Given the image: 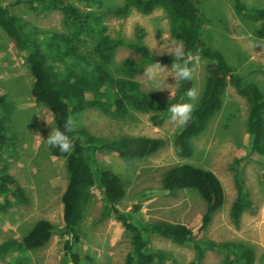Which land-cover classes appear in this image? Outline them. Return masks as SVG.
Listing matches in <instances>:
<instances>
[{
  "label": "rangeland",
  "instance_id": "374dc122",
  "mask_svg": "<svg viewBox=\"0 0 264 264\" xmlns=\"http://www.w3.org/2000/svg\"><path fill=\"white\" fill-rule=\"evenodd\" d=\"M13 1L0 0V3L7 7L9 13L18 16L29 31H32L31 26L38 30L63 31L58 9L36 14L28 3ZM246 1L264 5V0ZM72 2L84 7L75 0ZM124 3L125 0H102L101 5L89 8L104 12L103 25L110 36L133 41L134 26L139 25L144 30L142 41L152 53L170 54L174 43L179 40L169 35L165 11L155 8L145 14L131 6L124 8ZM201 9L208 18L202 27V40L225 56L243 82H253L264 95V19L255 20L236 14L232 0H201ZM79 49L83 53L88 50L87 46ZM124 58L138 61L139 54L130 45L118 46L107 70L115 73V67ZM198 58L190 67L193 68V86L200 94L205 59ZM149 65H143L134 78L140 82L142 90L169 99V91L174 92L176 86L174 77L169 74L171 66L162 65L164 69L159 76L150 80L144 74ZM30 83V70L22 53L0 29V93L5 92L6 99L13 105L10 121L5 123L7 134L12 132V136L4 146L3 161L6 163L5 172L23 187L28 197L24 204L7 208L0 205V242L19 238L37 219H46L53 226L45 245L33 250H14L11 254L18 256L20 262L5 256L0 258V264H67L69 259L63 244L69 235L62 231L60 200L67 172L64 158L52 155L47 149L46 139L51 128H55L54 123L49 109L32 98ZM150 114L129 109L123 116L112 118L100 110L86 108L72 115L77 127L94 136L130 134L160 139L159 148L145 157L128 158L112 151L92 155L95 169L106 166L118 175L125 191L120 210L129 220L180 222L196 231L204 209L199 194L192 189L162 190L160 179L167 167L181 162L207 168L220 181L224 197L221 206L198 232V237L215 242H242L251 250V264H264V166L247 149L245 99L232 85L226 86L221 107L205 128L191 138L193 150L188 158L178 157L173 150L172 134L178 125L171 120L170 113L160 124H153ZM235 175L241 179L242 187L254 206V211L242 212L236 225L228 214L236 192ZM91 194V201L76 228L78 240L72 245V250L78 255V264H122L130 247L129 235L113 215L98 219L103 202L96 187H92ZM134 205L138 206L137 210H133ZM146 239L151 251L163 254L172 264H188L192 257L189 247L157 234L149 233ZM223 255L220 250H206L201 264H219ZM151 264H159L156 256Z\"/></svg>",
  "mask_w": 264,
  "mask_h": 264
},
{
  "label": "trees",
  "instance_id": "16d2710c",
  "mask_svg": "<svg viewBox=\"0 0 264 264\" xmlns=\"http://www.w3.org/2000/svg\"><path fill=\"white\" fill-rule=\"evenodd\" d=\"M75 1L84 7L76 6L72 0L13 1L28 3L36 14L58 9L61 13L62 32L38 30L34 26L29 31L18 16L9 13L7 7L0 3V29L22 53L30 70L32 98L49 109L54 127L61 130L69 115L86 108L100 110L112 118L123 116L129 109L151 113V122L160 124L163 117L169 114L168 106L180 102L181 96L190 87H194L193 81L176 82L175 95L169 99L142 90L140 82L134 78L142 66L157 62L171 66L174 57L171 54L152 53L142 41L144 30L139 25L134 26L133 41L107 34L103 25L104 12L89 8L101 5L102 0ZM127 6L145 14L155 8L164 10L168 18L169 35L183 42L186 53L205 59L202 92L194 102L193 119L187 125L177 126L172 134L175 154L180 158H188L192 154L191 138L205 128L211 116L221 107L224 89L227 85H232L247 103V149L264 166V95L253 82H243L225 56L202 40V27L208 18L201 11V0H125L124 8ZM232 7L238 15L255 20L264 19V5L232 0ZM122 45L135 48L139 60L124 58L115 67V73H111L107 70V65L112 60L115 49ZM80 46H87L88 50L84 51L86 54L80 51ZM12 108V102L6 99L5 92L0 93V205L3 208L24 204L28 200L23 187L5 172L6 163L3 161L4 146L12 136V132L7 134L5 127V123L10 121ZM69 135L74 144L71 154L60 152L58 148L48 144L47 149L52 155L64 158L67 182L60 196L62 231L71 236V239H66L63 247L72 264H78V255L72 250V245L78 240L76 228L91 201L92 187L98 189L103 202L98 219L113 215L129 235L130 247L122 264H151L155 256L159 264H172L166 256L159 252L156 254V251L148 248L146 235L149 233L189 247L192 257L188 264H201L205 251L211 249L224 253L219 264L252 263L251 250L242 242H215L198 237V232L209 222L211 214L223 203L222 186L212 171L181 162L167 167L160 179L162 190L175 192L192 189L199 194L204 202V209L196 231L180 222L129 220L118 208L125 194L118 175L106 166L95 169L91 157L105 151L128 158L145 157L159 148L160 139L130 134H121L119 137L94 136L82 127H76V131ZM234 182L236 192L228 214L231 222L236 225L242 212H252L254 206L247 197L239 176L235 175ZM137 208L138 206H133V210ZM52 227L46 219L35 220L19 238L0 242V258L7 256L20 262L18 256L11 254L12 251L42 247L48 241Z\"/></svg>",
  "mask_w": 264,
  "mask_h": 264
},
{
  "label": "clouds",
  "instance_id": "9594fccd",
  "mask_svg": "<svg viewBox=\"0 0 264 264\" xmlns=\"http://www.w3.org/2000/svg\"><path fill=\"white\" fill-rule=\"evenodd\" d=\"M174 60L171 63V74L174 77L177 84L180 81H190L193 79V68L190 67V63L194 60L198 61V57H193L191 53H186L182 41L175 42L170 53ZM164 69V66L158 62L149 65L145 69V75L150 80H155L160 72ZM173 91H169V97L174 96ZM187 97V100H185ZM199 93L195 87H190L184 96H181L180 102L170 104L168 106V112L170 113L171 120L178 126L187 125L189 121L193 119V112L195 105L192 101L197 100ZM48 124L49 122L46 121ZM76 120L73 116L69 115L64 122L63 130L59 127L51 128V132L46 139V143L54 148H58L60 152L71 154L74 149L73 140L69 133L76 131ZM66 239H71V236L66 237Z\"/></svg>",
  "mask_w": 264,
  "mask_h": 264
},
{
  "label": "water",
  "instance_id": "95a60500",
  "mask_svg": "<svg viewBox=\"0 0 264 264\" xmlns=\"http://www.w3.org/2000/svg\"><path fill=\"white\" fill-rule=\"evenodd\" d=\"M118 208H119V209H122V208H123V205H122V204H119V205H118ZM67 264H72V262H71V261H68Z\"/></svg>",
  "mask_w": 264,
  "mask_h": 264
}]
</instances>
